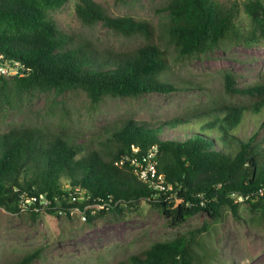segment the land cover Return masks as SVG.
I'll return each mask as SVG.
<instances>
[{
	"label": "trees",
	"instance_id": "16d2710c",
	"mask_svg": "<svg viewBox=\"0 0 264 264\" xmlns=\"http://www.w3.org/2000/svg\"><path fill=\"white\" fill-rule=\"evenodd\" d=\"M66 1L0 0V54L24 66L23 75L11 76L19 92L81 89L92 103L105 96L167 93L181 88L166 80L173 54L181 59L204 55L236 38L235 12L214 0H167L161 44L154 41L150 22L112 16L95 0H78L75 12L85 25L101 22L126 37L146 39L128 52L100 49L58 28L50 12ZM245 10L264 38V3L250 0ZM5 77L0 74L1 95L8 93ZM222 79L227 96L252 102L222 105L194 121L147 124L129 119L94 140L30 127L1 131L0 207L12 214L30 211L34 217L71 216L76 209L91 223L144 200L175 228L199 212L217 220L224 208L238 220L240 206L246 204L264 222V119L248 137L234 133L245 111L264 110V77L244 87L237 86L230 72ZM164 124L171 130L184 124L188 132L168 137ZM150 151L156 174L143 181L137 171L149 163ZM204 230L201 226L155 241L119 264H226L216 258V249L202 248L198 235ZM40 254L36 248L14 264H31Z\"/></svg>",
	"mask_w": 264,
	"mask_h": 264
},
{
	"label": "rangeland",
	"instance_id": "374dc122",
	"mask_svg": "<svg viewBox=\"0 0 264 264\" xmlns=\"http://www.w3.org/2000/svg\"><path fill=\"white\" fill-rule=\"evenodd\" d=\"M112 16L144 19L154 28V41L161 44L162 25L167 0H95ZM223 9L235 12L236 38L225 40L210 53L188 58H170L171 70L166 80L181 88L167 93H145L135 98L103 97L92 103L81 89L62 93L19 92L11 76H6V90L0 94V132L11 128H39L50 132L74 133L78 141L94 140L127 120L160 124L176 119L194 121L206 117L204 112L222 105H249L247 98L227 96L223 91V74L235 75L237 86L244 87L264 77V38L246 13L250 0H214ZM78 0H67L50 12L59 29L78 38L90 40L97 48L128 52L146 43L140 35L126 37L101 22L85 25L77 17ZM264 3V0H261ZM2 82L0 81V89ZM262 112L245 111L234 131L248 137L259 129ZM184 125V124H182ZM167 127L165 136L188 132L189 126ZM186 125H188L186 123ZM263 128L260 135H263ZM63 213L30 211L12 214L0 207V264H14L30 251L41 248L31 264H119L130 255L140 253L151 243L166 240L187 231L205 227L198 235L202 248L216 249V258L226 264H264V222L251 213L246 204L240 206V219L228 208L217 220L204 212L192 216L182 225L171 228L164 216L144 200L123 213H109L88 223L83 214L72 210ZM202 254L204 251L197 247Z\"/></svg>",
	"mask_w": 264,
	"mask_h": 264
},
{
	"label": "built area",
	"instance_id": "2783aa9c",
	"mask_svg": "<svg viewBox=\"0 0 264 264\" xmlns=\"http://www.w3.org/2000/svg\"><path fill=\"white\" fill-rule=\"evenodd\" d=\"M0 74L4 76H14L16 74L23 75L24 74V66L18 62L13 60H8L0 54ZM154 152H148V161L149 163L145 168H140L137 171L138 178L147 181L149 176H155L156 169H155V161L153 160ZM161 179V176H158Z\"/></svg>",
	"mask_w": 264,
	"mask_h": 264
}]
</instances>
